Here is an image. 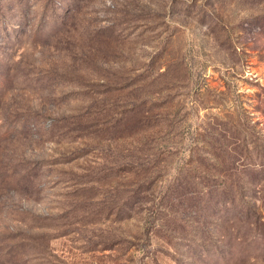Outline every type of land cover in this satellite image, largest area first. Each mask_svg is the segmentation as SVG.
Returning a JSON list of instances; mask_svg holds the SVG:
<instances>
[{"label":"rangeland","instance_id":"obj_1","mask_svg":"<svg viewBox=\"0 0 264 264\" xmlns=\"http://www.w3.org/2000/svg\"><path fill=\"white\" fill-rule=\"evenodd\" d=\"M263 155L264 0H0V264H264Z\"/></svg>","mask_w":264,"mask_h":264},{"label":"trees","instance_id":"obj_2","mask_svg":"<svg viewBox=\"0 0 264 264\" xmlns=\"http://www.w3.org/2000/svg\"><path fill=\"white\" fill-rule=\"evenodd\" d=\"M263 158H264V155H263ZM259 169H263V171H264V163L259 165ZM239 171H241V170L238 169V174H239ZM217 188L218 189L215 190L216 191L215 193H217V195H219V196L223 195L225 197L227 195L228 199L225 203L226 206L233 207L237 203V198L242 197L244 195V189L241 187V185H239V183H236V182L233 183V185L231 186V188L233 189L232 192L230 190H228L227 187H226V189L224 187H217ZM238 200H241V199H238Z\"/></svg>","mask_w":264,"mask_h":264}]
</instances>
